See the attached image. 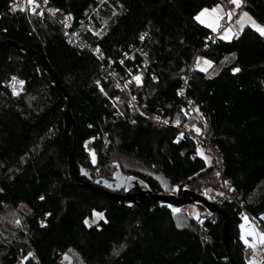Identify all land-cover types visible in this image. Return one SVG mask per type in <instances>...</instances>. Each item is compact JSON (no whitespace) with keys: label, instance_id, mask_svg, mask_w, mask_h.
<instances>
[{"label":"trees","instance_id":"obj_1","mask_svg":"<svg viewBox=\"0 0 264 264\" xmlns=\"http://www.w3.org/2000/svg\"><path fill=\"white\" fill-rule=\"evenodd\" d=\"M40 1L51 14L33 11L28 2L16 8L14 0H0V216L24 204L27 225L42 231L27 242L0 238V264H16L19 255L26 264H58L70 249L83 264H232L222 215L203 207L196 218L185 207L159 203L129 209L73 177L64 138L68 99L54 86L45 63L27 51L44 56L72 99L68 146L79 177L86 168L94 181L108 182L121 172L156 193L180 195L193 189L204 194L230 216L235 263L264 264L250 260L239 227L246 211L264 231V37L246 26L231 40L217 36L214 42L204 41L216 33L194 17L229 0ZM242 4L264 24V0ZM63 19L65 25L59 24ZM83 19L102 27L101 35L89 32L87 37L100 58L79 50L65 31ZM231 54V62L214 76L191 68L199 55L219 64ZM106 67L122 75L142 69L136 96L149 111L160 109L172 122L180 118L183 124L188 117L184 107L194 104L209 126L207 140L222 156L229 186L239 193L235 201L192 188L212 176L219 188L209 147L204 145L208 163L198 152L201 145L178 127L153 128L129 106L115 105L119 90ZM14 77L24 81L19 94L9 85ZM87 142L96 151L100 175L89 168ZM115 155L149 172L127 169ZM95 213L103 218L85 224Z\"/></svg>","mask_w":264,"mask_h":264},{"label":"rangeland","instance_id":"obj_2","mask_svg":"<svg viewBox=\"0 0 264 264\" xmlns=\"http://www.w3.org/2000/svg\"><path fill=\"white\" fill-rule=\"evenodd\" d=\"M20 1H23V3H24L23 6H21V7H19L20 5H18V3ZM14 2H15L13 5L14 7L22 8L25 6L27 0H14ZM218 5L220 6V8L222 10L220 13L222 19L219 22L218 29L216 31H214V33L218 34V36L220 38L223 35V31L225 28L230 29L231 34H232V38H233L234 36L239 34V32H241L246 26L251 27L250 22L245 21L243 24L240 23V17H241L243 12H247L246 10L239 11L240 7L237 8L234 4H232L230 2V0L227 2L226 5H223V4H218ZM216 6H214V7H216ZM241 6H242V3H241ZM212 8H208V9H212ZM46 9H47V7H46V5H44V9H42V11H44ZM35 11L40 12V11H38L37 7H35ZM42 11L40 12L41 14H42ZM229 14H231L230 17H229ZM236 15H237V17H236L237 24L235 26H233L229 22H231L233 17ZM249 16L252 17L250 14H249ZM252 19L254 21H256L259 25L264 26V24L259 23L255 18L252 17ZM202 25L206 26L205 24H202ZM251 28H253V27H251ZM65 31L67 32V30H65ZM90 33H93L95 35H101L102 34V27L101 28H95L93 26H90ZM233 57L234 56L232 54L227 55L219 64H213L211 62V65L207 66L204 63V60L206 58L199 55L196 58V60H194L192 62L191 68H195V69L207 68V70H206L207 75L208 76H214L224 66L228 65L231 62ZM206 60H208V59H206ZM136 76H140L141 80H142V69L137 70ZM141 80L139 82L140 84H141ZM19 81H23V80L16 77L15 81L12 79L9 82L10 88L12 89L14 94H19L23 91L24 81H23L22 85L19 83ZM175 122H178L181 124L183 121L180 118H177L175 120ZM181 128H183V129L192 128L196 133H197L196 129H199V128L193 126L192 116L187 117V120L181 125ZM90 144H92V142H89L88 145L85 144V147L87 149V153L89 156V161L91 163V167H89V168L93 172L100 175L101 171H100L98 160H97V154H96V151L93 148V146L90 147ZM205 149L206 148L204 147V145H201L198 147V152L209 163L210 162V154L206 153L207 150H205ZM115 159L122 162L123 164H125V168H127V169L132 168V169H137V170L143 171V172H149V170L146 167H144L143 165H141L137 162L131 161L127 157L115 155ZM161 178L163 179V184L166 187H170L169 183L166 180H164L163 177H161ZM214 178H216L215 181H217L219 188L217 186L215 187L214 182H213V176L210 177L207 184H196L195 186L192 185V188L198 189V190L199 189H202V190L207 189V191L210 193V196H212L213 198H218V197L223 195V198L222 197L221 198L225 199L224 193L221 191V186L218 182V175L216 172H215ZM216 190H219V191H216ZM221 202L222 201L219 200V203H221ZM185 209L190 214V216H194L196 218H200V212L204 213L203 206L200 204H196V203H192L190 205H187L185 207ZM28 212H29V208L26 205L21 204L17 208H9L7 211H5L3 214H1V216H0V238L5 240L6 242H12L15 240L27 242L29 239H31L33 237H40L42 235L41 229L40 228L32 229L26 223L25 219L27 217ZM242 217H243L241 219L242 222L240 223V226H239L240 231H241L240 237L242 235H245L249 230H255V232L257 233L255 238H253L252 236L246 235V239L249 242L247 245L245 244L244 240L242 239L243 243L246 245L248 253L250 254L249 258L251 261H254V260L264 261V243H262L259 239V234L264 233V231L261 230L259 228V226L250 222L248 220V218H247V221H245L244 217H246V216H242ZM102 218H103L102 214L95 213L93 216V219L88 220V224L89 225L95 224V223L99 222ZM249 238H251V240H249ZM58 264H83V261H82L80 255L75 250L70 249L69 251H67L63 255L61 261Z\"/></svg>","mask_w":264,"mask_h":264},{"label":"built area","instance_id":"obj_3","mask_svg":"<svg viewBox=\"0 0 264 264\" xmlns=\"http://www.w3.org/2000/svg\"><path fill=\"white\" fill-rule=\"evenodd\" d=\"M23 1H20L18 5L19 7L23 6ZM44 2L40 0H34L32 7H37L38 11H42L44 9ZM245 8L242 6L239 8V11H244ZM47 13L51 14V11L46 9L44 10ZM236 16L233 17L231 25L235 26L237 24ZM59 24L65 25L66 20L63 19L58 21ZM68 36L71 38L74 45L78 47L79 50H86L90 53L95 54L96 57L100 58L101 53L98 52L95 46H93L87 39L88 33L90 32V25L89 23L83 19L79 26L75 27L74 29L66 28ZM217 34H211L204 39L206 43L214 42L217 38ZM201 49L198 54L201 53ZM196 60V59H194ZM106 74L109 77H112L115 80L116 88L119 90L118 94L113 98V102L115 105L125 104L130 107V109L136 115L142 116L145 120H147L153 128H163V127H170L175 126L180 129L181 134L186 135L187 137L193 138L198 142V145H206L209 147L212 155L216 161V173L218 175V182L221 186V190L224 193L225 201H235L236 196L239 194L237 190H232L229 186L226 177L224 176V168H223V159L222 156L218 153L216 147L212 146L209 141L207 140L209 134V126L206 123L204 115L195 108L193 103H188L187 106L184 107V113L188 116H192V124L194 127L199 128V133H196L192 128H181V124L178 122H172L168 117H166L160 109H156L154 111H149L147 106L140 102L138 97L135 94V90L139 87L140 83H137L134 77L135 74H120L114 71H111L108 67L105 68ZM189 79H184L183 82V89L188 86ZM89 142L86 144L88 145ZM103 145L105 148L109 147V140L104 139ZM92 147V144H90ZM243 207V206H242ZM243 209V208H242ZM244 216L248 218V220L255 225L258 226V223L255 219L249 216L246 211H244ZM251 240V238H249ZM16 264H26L25 258L23 255H19L16 260Z\"/></svg>","mask_w":264,"mask_h":264},{"label":"water","instance_id":"obj_4","mask_svg":"<svg viewBox=\"0 0 264 264\" xmlns=\"http://www.w3.org/2000/svg\"><path fill=\"white\" fill-rule=\"evenodd\" d=\"M21 49L24 48L21 47ZM26 53L31 56H36L38 59L42 60L45 63L52 76L54 86L59 91H61L68 99V107L64 113V138L65 150L73 177L76 178L79 182H84L86 186L90 187L100 195L114 198L117 201L121 202L123 205L127 206L129 209L138 207L146 203H159L163 205H169L174 209L186 207L187 205L196 203L202 205L212 214L222 215L226 220L223 224L224 244L232 264H236L229 248L233 236V226L230 216L222 210V207L219 204H217L213 199L207 197L206 195L188 189L184 190L180 195L167 192L156 193L153 192L142 180L128 177L121 172L116 174L114 180L108 182L102 179H97L94 181L93 177L91 176V172L86 168L81 170L82 177H79L74 152L71 151L68 146L69 132L74 122L71 114L72 99L64 89L60 80L50 69L44 56L37 52L27 51Z\"/></svg>","mask_w":264,"mask_h":264},{"label":"snow or ice","instance_id":"obj_5","mask_svg":"<svg viewBox=\"0 0 264 264\" xmlns=\"http://www.w3.org/2000/svg\"><path fill=\"white\" fill-rule=\"evenodd\" d=\"M27 2L31 5L34 3V0H27ZM230 2L232 4H234L237 8L241 7V3L242 0H230ZM33 11H35V9H33ZM221 8L219 5H217L216 7H213L212 9H208V8H204L202 9L198 15H196L194 18L199 21L201 24H205L207 27L211 28L213 31H216L219 27V22L222 19L220 13H221ZM231 16V14H229V17ZM245 21L250 22L251 27H253L255 29V31H257L262 37H264V26L259 25L256 21H254L252 19V17L249 16V14L247 12H243L241 17H240V23L243 24ZM143 39V37H141ZM232 38V34L230 29L225 28L223 31V35L221 36V39L224 40H230ZM205 65L210 66L211 65V61L209 60H204ZM207 68H202L201 71H206ZM240 69L239 68H233V72H239ZM15 77L13 78V80L15 81ZM134 79L136 80L137 83L140 82L141 77L140 76H136L134 77ZM19 83L22 85L23 81H19ZM101 91H103V89H101ZM197 133H199V129H196ZM41 199H43V197H41ZM245 221H247V217H244ZM88 221L85 220V224H87ZM246 235L247 236H252L253 238L256 237L257 233L255 232V230H249L245 235L241 236V239L244 240L245 244L247 245L249 242L246 239ZM259 239L262 243H264V233H260L259 234ZM29 255H31V253H29Z\"/></svg>","mask_w":264,"mask_h":264},{"label":"crops","instance_id":"obj_6","mask_svg":"<svg viewBox=\"0 0 264 264\" xmlns=\"http://www.w3.org/2000/svg\"><path fill=\"white\" fill-rule=\"evenodd\" d=\"M218 35V34H217ZM219 37V36H218Z\"/></svg>","mask_w":264,"mask_h":264}]
</instances>
